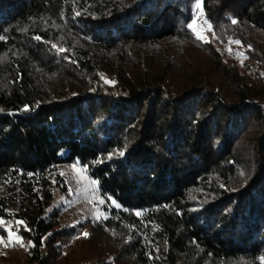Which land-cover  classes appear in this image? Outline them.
Instances as JSON below:
<instances>
[{
    "label": "trees",
    "instance_id": "obj_1",
    "mask_svg": "<svg viewBox=\"0 0 264 264\" xmlns=\"http://www.w3.org/2000/svg\"><path fill=\"white\" fill-rule=\"evenodd\" d=\"M0 37L23 264H264V0H0ZM73 163L106 219L52 206Z\"/></svg>",
    "mask_w": 264,
    "mask_h": 264
},
{
    "label": "rangeland",
    "instance_id": "obj_2",
    "mask_svg": "<svg viewBox=\"0 0 264 264\" xmlns=\"http://www.w3.org/2000/svg\"><path fill=\"white\" fill-rule=\"evenodd\" d=\"M197 3L201 4L199 1L194 4L190 27L197 36L199 35L203 37L202 40H205V29L208 24L203 17L202 5L201 8H197ZM237 59L241 60L242 58L238 56ZM262 104L264 105V103ZM59 171L66 180L68 195H58L52 206L66 205L69 213H76L79 216L78 220L104 217L102 200L98 195L96 185L87 177L84 169L73 163L59 167ZM28 251L29 244L26 241L20 239V242H16L15 237L10 236L9 233H7V237L0 235V264H23Z\"/></svg>",
    "mask_w": 264,
    "mask_h": 264
},
{
    "label": "snow or ice",
    "instance_id": "obj_3",
    "mask_svg": "<svg viewBox=\"0 0 264 264\" xmlns=\"http://www.w3.org/2000/svg\"><path fill=\"white\" fill-rule=\"evenodd\" d=\"M196 7H197V8H201V4H200V3H197V4H196ZM232 23L235 24V23H237V21H236V20H233ZM210 30H211V29L209 28V31H210ZM197 38H198V39H203V37H201V36H199V35L197 36ZM0 39H3V37H0ZM35 39L39 40L40 37H35ZM236 43H239V41H236ZM54 47H55V45H54ZM60 51H64V49H60ZM25 110H27V108H25ZM120 155H123V152H121ZM92 183L95 184L96 181H93ZM109 199H111V198H109ZM101 202H102V201H101ZM113 204H114L116 207H120V205L116 204L115 201H113ZM48 211H51V209H48ZM136 214H137V215H140V213H136ZM104 218L106 219L107 217L105 216ZM98 219H99V217H98ZM4 223H5L4 221L0 220V225H2V224H4ZM16 225H17V226H21V225H23V226L25 227V230H30V229L27 227L26 222H24V221H16ZM11 229H12V226L9 225V235H10V236H14L15 233L12 232ZM83 235L87 236L88 234H87V233H84ZM20 239H21V238H20L19 236H15V240H16V242H20ZM45 239H46V237H45ZM29 243H31V242H29ZM261 260L264 261V257H262Z\"/></svg>",
    "mask_w": 264,
    "mask_h": 264
}]
</instances>
